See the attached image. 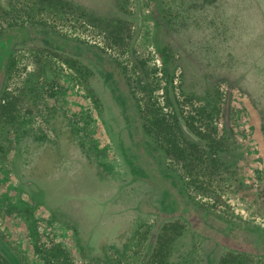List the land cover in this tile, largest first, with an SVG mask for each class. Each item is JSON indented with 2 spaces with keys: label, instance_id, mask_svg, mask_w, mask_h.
<instances>
[{
  "label": "rangeland",
  "instance_id": "obj_1",
  "mask_svg": "<svg viewBox=\"0 0 264 264\" xmlns=\"http://www.w3.org/2000/svg\"><path fill=\"white\" fill-rule=\"evenodd\" d=\"M87 162L124 190L105 255L53 211ZM263 245L264 0H0V264H264Z\"/></svg>",
  "mask_w": 264,
  "mask_h": 264
},
{
  "label": "crops",
  "instance_id": "obj_2",
  "mask_svg": "<svg viewBox=\"0 0 264 264\" xmlns=\"http://www.w3.org/2000/svg\"><path fill=\"white\" fill-rule=\"evenodd\" d=\"M111 127L109 137H113L114 134V127ZM113 155V152L109 153L108 161L113 162ZM67 157L65 155V159L69 160ZM87 163L81 169L73 171V178L63 181L58 187L59 193L56 192L55 194L56 200L53 211L57 217L65 221L64 223L69 218H73L79 223L74 227L80 230V234L85 238L86 249L90 255H105L109 250H116L121 244H124V229L121 231L118 222L113 219L115 201H117L123 186L118 180L108 179L98 174L94 166L90 162ZM40 167L42 166L39 164L36 166V168ZM48 170V176L43 178L39 176L34 181L44 183L42 181L44 179H49L48 182H52V179L57 182L61 180L58 165L48 166ZM130 183L129 181L128 187ZM38 185L36 184V186ZM61 207L66 208L68 212H60ZM132 209H134V205ZM223 234L226 235L227 233L224 232ZM233 238L239 244L247 243L241 238ZM251 244L257 245L261 242Z\"/></svg>",
  "mask_w": 264,
  "mask_h": 264
},
{
  "label": "trees",
  "instance_id": "obj_3",
  "mask_svg": "<svg viewBox=\"0 0 264 264\" xmlns=\"http://www.w3.org/2000/svg\"><path fill=\"white\" fill-rule=\"evenodd\" d=\"M102 56H103V55H102ZM128 134H129V137H130L131 142H132L131 144L135 145V134H133L132 131H129ZM122 148H123V147H122ZM123 149H124V148H123ZM124 158H125V160H126L128 166H129V168H130V170H131V173H132V175H133V178H134V173L137 174V172H136V171H137L136 161H135L134 157L130 158V154H129V152H127V154H125ZM138 169L143 171V172H142L143 175H144L143 178L146 179V180L143 181V182H151V181H150V180H151V175H150L148 172H145L146 169H145V168H142L141 166H138ZM160 175H161V176H164L166 182H169V183L171 182V183H172V186H173L175 189H177V191L179 192V194H180L181 196L183 195V191H182L183 188H182L181 182L179 181V178H177V177L174 176V175H171V174L167 173L166 171L163 172V173H162V171H161ZM134 179H135V178H134ZM28 196L30 197V199H32V200H34L35 202H38L39 204H41V203H40V200L38 199L39 197L34 196L33 193H28ZM41 205H42V204H41ZM1 260H3V259H1Z\"/></svg>",
  "mask_w": 264,
  "mask_h": 264
}]
</instances>
